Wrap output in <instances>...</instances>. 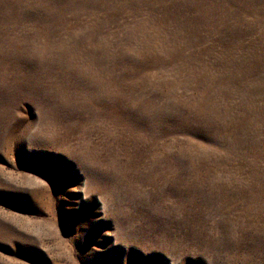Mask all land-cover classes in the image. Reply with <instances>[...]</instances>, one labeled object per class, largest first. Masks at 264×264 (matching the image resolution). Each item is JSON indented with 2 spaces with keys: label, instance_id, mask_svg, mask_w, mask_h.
I'll use <instances>...</instances> for the list:
<instances>
[{
  "label": "rangeland",
  "instance_id": "obj_1",
  "mask_svg": "<svg viewBox=\"0 0 264 264\" xmlns=\"http://www.w3.org/2000/svg\"><path fill=\"white\" fill-rule=\"evenodd\" d=\"M0 264H264V0H0Z\"/></svg>",
  "mask_w": 264,
  "mask_h": 264
}]
</instances>
